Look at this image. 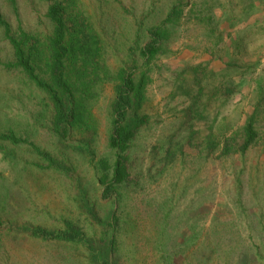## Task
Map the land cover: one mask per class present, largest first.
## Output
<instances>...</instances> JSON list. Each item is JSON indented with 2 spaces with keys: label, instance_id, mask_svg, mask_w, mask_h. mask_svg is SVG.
<instances>
[{
  "label": "rangeland",
  "instance_id": "374dc122",
  "mask_svg": "<svg viewBox=\"0 0 264 264\" xmlns=\"http://www.w3.org/2000/svg\"><path fill=\"white\" fill-rule=\"evenodd\" d=\"M52 2L66 3L0 0V10L12 30L21 26L44 36L51 29L45 14ZM75 2L101 37L110 74L97 85L92 103L95 139L90 150L76 134L60 140L43 94L25 83L19 70L0 64V131L13 129L69 169H48L27 144L0 142V220L5 224L0 264H93L82 246L30 235L36 227L58 230L71 222L99 238L90 210L103 220L112 214L117 218L118 264H201L196 248L212 228L214 214H233L236 226L226 227L225 241L234 235L232 243L264 250V0ZM176 3L184 5L181 21L163 52L144 65L139 51L148 29ZM0 59L13 60L2 28ZM136 65L149 77L143 106L148 124L129 151L138 183L119 186L105 197L97 161L114 159L108 146L114 74ZM249 115L255 120L254 144L243 154L206 158L207 136L221 141L239 135ZM170 144L176 154L166 163ZM256 230L263 232L260 241L247 240Z\"/></svg>",
  "mask_w": 264,
  "mask_h": 264
},
{
  "label": "trees",
  "instance_id": "16d2710c",
  "mask_svg": "<svg viewBox=\"0 0 264 264\" xmlns=\"http://www.w3.org/2000/svg\"><path fill=\"white\" fill-rule=\"evenodd\" d=\"M7 1L14 3V0ZM65 1L66 3H49L45 16L51 29L44 36L26 31L21 26L12 30L0 10V28L3 29L13 56L11 62H2L0 59V64L7 69L19 70L25 83L43 94L51 115V129L60 140L65 141L76 134L79 137L77 141L84 143L90 150L96 135L92 103L97 96V85L110 74L102 58L100 35L82 13L76 10L75 0ZM183 7L180 3L174 4L160 24L148 29V41L139 51L144 65H148L149 61L163 52L164 44L170 39L171 29L181 21ZM230 66L238 69L235 63ZM114 75L113 99L110 104L112 121L108 136V146L114 152V159L109 161L102 158L97 161L100 172L97 180L105 197L110 196L119 186L138 183L132 173L133 162L129 151L141 128L148 124V116L143 110L149 81L147 69L138 70L136 65L133 70L123 68ZM254 125L255 120L249 115L244 118L239 135L221 141L207 136L203 142L206 158L219 159L234 153H245L257 139ZM0 142L27 144L48 163V169L69 172L68 168L56 164L50 154L18 136L13 129L0 131ZM175 154L176 148L170 144V149L164 156L165 162L171 161ZM89 212L94 218L93 223L101 230L99 238L88 237L78 225L71 222H65L64 227L58 230L36 227L30 230V235L44 241L82 246L93 264H118L113 234L117 218L112 214L103 220L96 217L92 210ZM230 215L233 214H214L212 228L196 248L203 257L201 264H264V250L259 246L246 247L243 242L232 243L234 235L225 241L224 236L230 234L225 230L226 227L236 226ZM257 223L262 225L261 216ZM4 227L5 224L0 220V229ZM249 227L251 232L255 227L253 221ZM259 230H256L254 236L250 233L247 240L257 237L260 241L263 232ZM210 233L214 238H208ZM236 235L239 236L240 233ZM185 240L189 239L186 237ZM261 240L264 243V237ZM205 252L210 255L209 262L205 261Z\"/></svg>",
  "mask_w": 264,
  "mask_h": 264
}]
</instances>
